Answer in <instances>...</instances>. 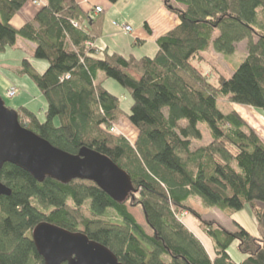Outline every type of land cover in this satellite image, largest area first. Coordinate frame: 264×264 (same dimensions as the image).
I'll return each mask as SVG.
<instances>
[{"label":"trees","instance_id":"obj_1","mask_svg":"<svg viewBox=\"0 0 264 264\" xmlns=\"http://www.w3.org/2000/svg\"><path fill=\"white\" fill-rule=\"evenodd\" d=\"M27 1L0 0V55L22 37L36 45V58L48 61L38 73L24 60L21 73L33 79L47 107L43 121L20 106L21 125L68 153L87 147L108 156L134 189L117 202L93 181L39 182L5 163L0 182L11 194L0 195V264H45L32 237L42 223L87 235L123 264H264V141L236 110L218 106L228 98L264 112V0H161L179 23L157 40L152 57L88 45L102 36L103 19L77 0H44L33 20L16 28L11 21ZM243 41L245 60L229 78L211 82L200 66L205 54L231 56ZM101 72L128 90L129 113L98 80ZM124 114L137 129L133 142L111 131ZM201 123L210 128L208 144L198 143ZM192 197L224 211L251 204L259 236L238 223L230 230L203 220ZM137 206L150 232L130 212ZM184 213L199 220L214 256ZM235 241L241 262L228 252Z\"/></svg>","mask_w":264,"mask_h":264},{"label":"rangeland","instance_id":"obj_2","mask_svg":"<svg viewBox=\"0 0 264 264\" xmlns=\"http://www.w3.org/2000/svg\"><path fill=\"white\" fill-rule=\"evenodd\" d=\"M37 1L28 0L24 4L13 17V26L19 27L33 18L34 13L43 4L44 0ZM172 4L175 7H183L175 2H172ZM101 6V12H97L96 9L98 6H90L92 16L94 18L102 16L103 19V33L101 38L98 39V46L101 49L106 48V46H111V50H115L114 48L117 46L125 55L134 54L137 57L144 55L152 57L155 55L156 46H154V40L161 36L159 32L165 27L167 19L166 14L159 10L161 6L166 7L163 1L119 0L116 3H111L107 0ZM169 13L173 16L172 22L173 19L178 20L175 12L169 10ZM123 25L130 26L132 31L125 32ZM82 27L90 31L86 23L82 24ZM139 35L141 36L140 38L146 36L147 39L144 38V41L139 42L137 40ZM138 43L139 45H137ZM31 45L35 47L34 43L19 37L15 46L8 47L0 55V97L3 99L5 105L13 110H17L20 106L35 109L36 112H39L41 120L44 121V111L41 112L40 108H42L41 103L43 102L44 106L47 107V99L41 93L33 79L28 74L21 73L24 67V60L30 61L38 73H43L48 67L47 60L35 57V49ZM92 45L96 46L95 43H92ZM246 54V41L237 43L236 52L231 56H224L214 51V49H210L205 54V59L200 66L207 73L211 82H218L221 74L228 78L232 76L239 65L245 60ZM98 80L111 93L121 98L122 108L126 113H129L132 99L128 90L116 80L104 76L102 72L99 74ZM11 87L18 89V93L14 97L8 96V89ZM39 97L41 99H38ZM30 103H33V105H29ZM218 106L225 113L232 109L236 110L257 131L264 141L263 111L250 106L233 103L228 98L219 101ZM199 127L203 132V140L198 143L208 144L211 140L209 126L206 123H201ZM113 128H115L114 132L125 136L132 142L137 137V129L130 122L126 114L121 117ZM189 204L201 215L203 220H216L230 230H236L238 228L236 224L238 223L252 235L259 236V223L251 204H246L243 209L238 211H224L219 208H211L197 197H192L189 200ZM259 204L263 205V203ZM130 212L135 216L137 222L150 232L142 207H133L130 209ZM182 219H186V221L188 219H194L199 225V228L201 227L199 220L191 214L184 213ZM200 230V232L206 235L201 228ZM228 252L235 262H241L245 258V255L239 251L238 241H235L229 247Z\"/></svg>","mask_w":264,"mask_h":264},{"label":"water","instance_id":"obj_3","mask_svg":"<svg viewBox=\"0 0 264 264\" xmlns=\"http://www.w3.org/2000/svg\"><path fill=\"white\" fill-rule=\"evenodd\" d=\"M11 163L30 173L37 181L46 177L67 184L74 179L96 183L117 202L133 191L130 176L108 156L84 147L71 154L23 127L17 110L0 97V170ZM11 190L0 182V195ZM33 241L45 264H123L104 245L83 233H72L51 223L33 231Z\"/></svg>","mask_w":264,"mask_h":264},{"label":"crops","instance_id":"obj_4","mask_svg":"<svg viewBox=\"0 0 264 264\" xmlns=\"http://www.w3.org/2000/svg\"><path fill=\"white\" fill-rule=\"evenodd\" d=\"M78 1V3H80L85 9H87V10H89L90 9V6H98V7H100L101 9H102V6H101V4L102 3H106L107 2V0H89V3H84L83 2V0H77ZM43 3H44V1H43ZM163 6V5H162ZM160 7L159 8V10L160 11H162V12H164L165 14H166V17H167V19H166V24H165V27L163 28V30H161V32H159V33H161V34H159V35H161V36H163L164 34H166L167 32H169L170 30H172L178 23H179V20H177L176 21V19H173V22H172V15L169 13V10L167 9V7ZM39 8H40V6L38 7V9L36 10V12L34 13V16H33V18L30 20V21H32L33 19H34V17L36 16V14H37V12L39 11ZM178 8H181V9H183V7H178ZM12 21H13V19H12ZM12 21H11V23H12ZM30 21H28V22H30ZM168 22V23H167ZM27 23V22H26ZM26 23H24V24H26ZM171 23V24H170ZM24 24H22L21 26H19V27H16V28H20V27H22ZM12 25H13V23H12ZM150 31H152V30H150ZM160 36V37H161ZM141 36L139 35L138 36V38H137V40L140 42V41H144V38L145 39H147L146 38V36H144V38H140ZM160 37H158L156 40H154V43H155V45L154 46H156V52H157V50H158V46H157V40L160 38ZM101 38V37H100ZM95 45L98 47V48H100L99 46H98V40L95 42ZM137 45H139V43L137 44ZM32 47H34L33 45H31ZM36 46V45H35ZM111 46H106V48H104V49H108L109 51H117V52H120V53H122V54H124L125 55V53H123L121 50H120V48L119 47H117L116 46V48H114L115 50H111V48H110ZM33 49H35V47L33 48ZM101 49V48H100ZM101 50H103V49H101ZM156 52H155V54H156ZM144 56H146V55H144ZM38 99H41L40 97L38 98ZM42 104V108H40L41 109V112H43L44 110H45V108H46V106H44V102L43 103H41ZM29 105H33V103L31 104H29ZM43 107H45V108H43ZM31 110H33V111H35L36 112V110L35 109H33V108H30ZM38 114H39V112H37ZM40 115V114H39ZM187 219V218H186ZM186 219H183V221L185 222V224H187V222H188V224H187V226H188V228L195 234V235H197L200 239H201V241L203 242V244H204V246L206 247V249H207V251L209 252V254L211 255V256H214V245H213V242L211 241V239L210 238H208L203 232H200L201 230H200V228H199V225L196 223V221L194 220V219H188V221H186ZM198 231V232H197Z\"/></svg>","mask_w":264,"mask_h":264},{"label":"built area","instance_id":"obj_5","mask_svg":"<svg viewBox=\"0 0 264 264\" xmlns=\"http://www.w3.org/2000/svg\"><path fill=\"white\" fill-rule=\"evenodd\" d=\"M35 1L38 2L37 0H35ZM83 2L88 3L89 0H83ZM96 10H97V12H101L102 11V9L100 7H97ZM123 30L125 32H131L132 28L130 26H128V25H123ZM88 45L93 46L92 43H89ZM17 93H18V89L16 87H11L10 89H8V96H10V97L16 96ZM111 131L114 132L115 128H112Z\"/></svg>","mask_w":264,"mask_h":264}]
</instances>
